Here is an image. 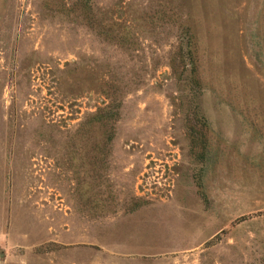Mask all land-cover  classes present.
Wrapping results in <instances>:
<instances>
[{
	"label": "rangeland",
	"instance_id": "1",
	"mask_svg": "<svg viewBox=\"0 0 264 264\" xmlns=\"http://www.w3.org/2000/svg\"><path fill=\"white\" fill-rule=\"evenodd\" d=\"M0 264H264V0H0Z\"/></svg>",
	"mask_w": 264,
	"mask_h": 264
},
{
	"label": "trees",
	"instance_id": "2",
	"mask_svg": "<svg viewBox=\"0 0 264 264\" xmlns=\"http://www.w3.org/2000/svg\"><path fill=\"white\" fill-rule=\"evenodd\" d=\"M180 38L178 39L179 45L176 51V55L172 56L170 61V67L176 68V60L180 59L183 69L188 70V85L191 86L194 91L203 88L202 92L194 94V101H196V111L194 115L199 118H207L205 108L201 107L200 101L203 95L207 94L209 90V83L207 79V73L204 65L202 64V57L200 54L199 42L197 41L196 34L192 31L190 26H182L180 32ZM110 35V34H109ZM112 39L122 42L126 40L125 34L116 36L111 34ZM118 37V38H117ZM119 116V104L104 103L98 106L92 113L91 123L95 125L98 135L102 136V142L104 147H108L114 137L113 123Z\"/></svg>",
	"mask_w": 264,
	"mask_h": 264
}]
</instances>
